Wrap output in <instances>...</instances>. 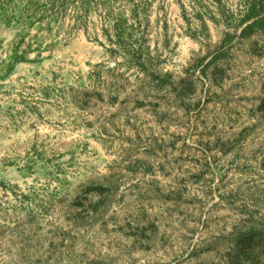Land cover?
<instances>
[{
  "label": "rangeland",
  "instance_id": "374dc122",
  "mask_svg": "<svg viewBox=\"0 0 264 264\" xmlns=\"http://www.w3.org/2000/svg\"><path fill=\"white\" fill-rule=\"evenodd\" d=\"M51 1L0 0V264H264V0Z\"/></svg>",
  "mask_w": 264,
  "mask_h": 264
},
{
  "label": "trees",
  "instance_id": "16d2710c",
  "mask_svg": "<svg viewBox=\"0 0 264 264\" xmlns=\"http://www.w3.org/2000/svg\"><path fill=\"white\" fill-rule=\"evenodd\" d=\"M56 1H60V2H61L60 4L57 3L58 5H56V6H63L64 3L66 2V0H56ZM56 1H55V2H56ZM67 1H69V0H67ZM55 2H54V1H51V2L49 3V5L53 7L54 4H55ZM80 2H81V4H82V6L84 7V6H86L87 4L91 3V0H81ZM36 8H37V7H36V5H35V6L33 7V10H35ZM261 10H262V7H261L260 9H255V7H254V8L252 7V8L250 9L251 12H249L246 16L249 17V18H250V17H253V16L256 15V12H257V11H261ZM120 24H121V22H118V21H117L116 26L118 27ZM118 31H119V30H118ZM118 31H117V32H118ZM119 34L121 35V32H120V31H119Z\"/></svg>",
  "mask_w": 264,
  "mask_h": 264
}]
</instances>
